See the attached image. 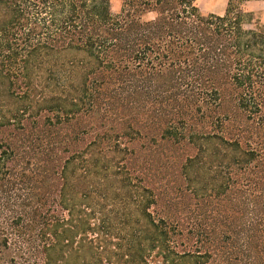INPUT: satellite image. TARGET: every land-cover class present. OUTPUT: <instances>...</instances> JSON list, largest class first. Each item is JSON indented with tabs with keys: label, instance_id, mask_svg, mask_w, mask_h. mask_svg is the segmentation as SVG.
I'll list each match as a JSON object with an SVG mask.
<instances>
[{
	"label": "trees",
	"instance_id": "16d2710c",
	"mask_svg": "<svg viewBox=\"0 0 264 264\" xmlns=\"http://www.w3.org/2000/svg\"><path fill=\"white\" fill-rule=\"evenodd\" d=\"M114 1L0 0V264H263L264 0Z\"/></svg>",
	"mask_w": 264,
	"mask_h": 264
},
{
	"label": "rangeland",
	"instance_id": "374dc122",
	"mask_svg": "<svg viewBox=\"0 0 264 264\" xmlns=\"http://www.w3.org/2000/svg\"><path fill=\"white\" fill-rule=\"evenodd\" d=\"M228 0H196V4L203 15L207 14H215V15H223L226 7H227ZM120 8V1L115 0L112 4V12L117 14ZM243 9L247 12L252 13L253 19L259 21L260 23L264 24V1L261 2H250L243 6ZM196 147L199 149L196 151L193 149V154L198 153V158L205 157V161L209 159L213 152L221 153L224 155H234L233 152H230L226 148L222 147L217 141L216 142H209V143H199L196 144ZM196 159V160H197ZM263 246V247H262ZM262 253L261 259L263 260L264 264V244L261 245ZM214 261H211L209 264H217L219 261L217 256H214ZM241 263H244V259L240 260Z\"/></svg>",
	"mask_w": 264,
	"mask_h": 264
}]
</instances>
